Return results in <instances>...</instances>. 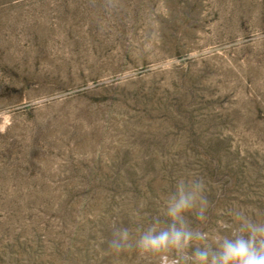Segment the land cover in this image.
I'll return each mask as SVG.
<instances>
[{
	"label": "rangeland",
	"instance_id": "rangeland-1",
	"mask_svg": "<svg viewBox=\"0 0 264 264\" xmlns=\"http://www.w3.org/2000/svg\"><path fill=\"white\" fill-rule=\"evenodd\" d=\"M189 175L264 218V0H0V264H149Z\"/></svg>",
	"mask_w": 264,
	"mask_h": 264
},
{
	"label": "clouds",
	"instance_id": "clouds-1",
	"mask_svg": "<svg viewBox=\"0 0 264 264\" xmlns=\"http://www.w3.org/2000/svg\"><path fill=\"white\" fill-rule=\"evenodd\" d=\"M206 191L202 176L178 178L174 191L162 201L166 223L154 219L134 240L127 227L113 226L106 254L134 252L149 264H264V218L234 204L220 211L219 216L226 218L207 226L211 205ZM189 217L197 226L188 222Z\"/></svg>",
	"mask_w": 264,
	"mask_h": 264
}]
</instances>
